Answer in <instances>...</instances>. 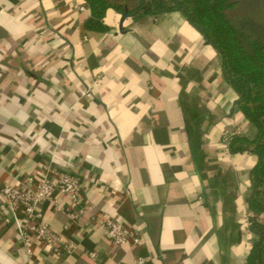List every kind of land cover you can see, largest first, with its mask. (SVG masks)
<instances>
[{
	"label": "crops",
	"instance_id": "0c3cea01",
	"mask_svg": "<svg viewBox=\"0 0 264 264\" xmlns=\"http://www.w3.org/2000/svg\"><path fill=\"white\" fill-rule=\"evenodd\" d=\"M90 15L85 0H0V264H245L257 157L225 139L257 130L220 56L179 10L121 30L109 8L106 31ZM57 171L80 178L81 206L57 192L40 218L11 209L7 183ZM108 218L140 243L113 244ZM41 220L71 252L28 250L21 228Z\"/></svg>",
	"mask_w": 264,
	"mask_h": 264
},
{
	"label": "trees",
	"instance_id": "16d2710c",
	"mask_svg": "<svg viewBox=\"0 0 264 264\" xmlns=\"http://www.w3.org/2000/svg\"><path fill=\"white\" fill-rule=\"evenodd\" d=\"M91 11L87 29L106 31L109 8L127 11L138 20L170 11L184 12L190 22L210 39L220 56L224 78L238 94V107L255 126L254 137L237 133L228 140L233 154L250 152L257 162L250 171L252 212L249 229L254 234L245 264H264V40L230 17L233 0H85Z\"/></svg>",
	"mask_w": 264,
	"mask_h": 264
},
{
	"label": "built area",
	"instance_id": "2783aa9c",
	"mask_svg": "<svg viewBox=\"0 0 264 264\" xmlns=\"http://www.w3.org/2000/svg\"><path fill=\"white\" fill-rule=\"evenodd\" d=\"M225 140L228 141L229 139L226 138ZM81 187L82 183L77 175L57 171L56 176L52 178L34 174L29 175L23 183H7L2 188V194L12 210L22 209L24 211L26 221L29 222L41 217L37 207L43 201H55L57 192L68 195L74 205L81 206ZM79 212H84V209L80 208ZM74 216L77 217L78 214L76 213ZM102 227L106 238L115 245L123 246L141 241L140 236L121 220L108 218ZM28 229L33 233L30 234ZM21 237L29 251H31L34 239L46 243L53 249L54 253H60L63 250L72 251V245H66L64 237L44 220L30 226H22ZM62 244H65V247H62ZM92 254L96 255L95 252ZM143 261V258L138 259V263H143Z\"/></svg>",
	"mask_w": 264,
	"mask_h": 264
},
{
	"label": "rangeland",
	"instance_id": "374dc122",
	"mask_svg": "<svg viewBox=\"0 0 264 264\" xmlns=\"http://www.w3.org/2000/svg\"><path fill=\"white\" fill-rule=\"evenodd\" d=\"M237 5L228 10L230 17L251 29L264 40V0H233Z\"/></svg>",
	"mask_w": 264,
	"mask_h": 264
},
{
	"label": "water",
	"instance_id": "95a60500",
	"mask_svg": "<svg viewBox=\"0 0 264 264\" xmlns=\"http://www.w3.org/2000/svg\"><path fill=\"white\" fill-rule=\"evenodd\" d=\"M129 16H130V14H129L127 11H124V12L122 13L121 26H120V29H121V30H123V23H124V21H125L126 18H128ZM207 40H208V42L210 43V39L208 38Z\"/></svg>",
	"mask_w": 264,
	"mask_h": 264
}]
</instances>
